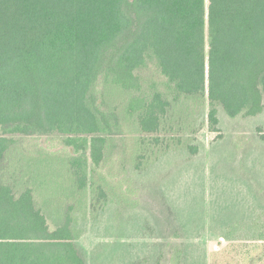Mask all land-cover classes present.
Listing matches in <instances>:
<instances>
[{
	"label": "trees",
	"instance_id": "trees-1",
	"mask_svg": "<svg viewBox=\"0 0 264 264\" xmlns=\"http://www.w3.org/2000/svg\"><path fill=\"white\" fill-rule=\"evenodd\" d=\"M150 68L164 81L148 82ZM111 85L134 94L129 116L155 135L142 139L137 170L183 144L182 99L205 108L210 135L220 111L260 115L264 0H0V264H87L72 221L51 230L31 191L7 182L9 136H66L84 189L103 158L100 135L122 131L99 103Z\"/></svg>",
	"mask_w": 264,
	"mask_h": 264
},
{
	"label": "rangeland",
	"instance_id": "rangeland-1",
	"mask_svg": "<svg viewBox=\"0 0 264 264\" xmlns=\"http://www.w3.org/2000/svg\"><path fill=\"white\" fill-rule=\"evenodd\" d=\"M142 76L164 81L153 68ZM101 90L99 103L119 114L122 131L100 135L103 158L87 186L74 175L66 136L15 135L6 180L18 195L31 191L51 230L69 218L87 264H264V112L231 119L220 111V133L210 135L205 108L182 99L183 144L137 170L142 139L155 135L129 116L131 91Z\"/></svg>",
	"mask_w": 264,
	"mask_h": 264
}]
</instances>
